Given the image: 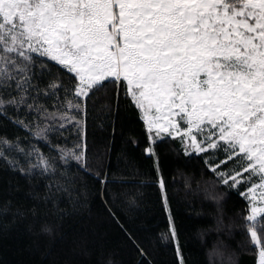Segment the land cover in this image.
<instances>
[{"label":"snow or ice","instance_id":"snow-or-ice-1","mask_svg":"<svg viewBox=\"0 0 264 264\" xmlns=\"http://www.w3.org/2000/svg\"><path fill=\"white\" fill-rule=\"evenodd\" d=\"M181 207L264 264V0H0V264H191Z\"/></svg>","mask_w":264,"mask_h":264},{"label":"trees","instance_id":"trees-1","mask_svg":"<svg viewBox=\"0 0 264 264\" xmlns=\"http://www.w3.org/2000/svg\"><path fill=\"white\" fill-rule=\"evenodd\" d=\"M170 170V169H169ZM177 187H182L183 177L177 175ZM149 195L151 192L149 190ZM229 207H231V202H229ZM209 208H205V211H209ZM181 217L184 230V241L186 242V255L190 254L191 264H213L211 259L210 250L213 245L217 242V235L215 233H208L204 236L203 240L198 236V231L202 226H206L207 222L211 220L210 217L201 218L196 216L194 213L188 214L183 211L181 207ZM153 225L159 224L160 227H163L164 220L163 216L156 213L155 220H152ZM138 226H140L138 224ZM241 239L240 236H236L232 241L233 244H236ZM170 252H161L158 257L159 260L166 262L170 259ZM7 259H14L15 257L9 255ZM240 264H250L251 254L250 253H241L239 256Z\"/></svg>","mask_w":264,"mask_h":264}]
</instances>
